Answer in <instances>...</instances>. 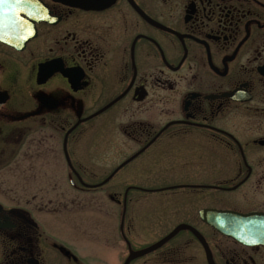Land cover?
Masks as SVG:
<instances>
[{
    "label": "flooded vegetation",
    "instance_id": "af4514ba",
    "mask_svg": "<svg viewBox=\"0 0 264 264\" xmlns=\"http://www.w3.org/2000/svg\"><path fill=\"white\" fill-rule=\"evenodd\" d=\"M13 166L34 186L0 190V264H85L55 228L106 198L125 247L109 264L179 224L126 264H264V0L0 4V169ZM204 208L255 218L237 239Z\"/></svg>",
    "mask_w": 264,
    "mask_h": 264
},
{
    "label": "rangeland",
    "instance_id": "374dc122",
    "mask_svg": "<svg viewBox=\"0 0 264 264\" xmlns=\"http://www.w3.org/2000/svg\"><path fill=\"white\" fill-rule=\"evenodd\" d=\"M114 165L103 166L101 172V176H97V178L106 177L105 175L113 168ZM54 166H52L53 168ZM50 168V167H49ZM51 168V169H52ZM126 168H123L122 171H125ZM60 170V169H59ZM54 173L59 172L55 168L52 170ZM14 166L11 170L3 171L0 169V180L3 183L0 184V190L7 192L6 195L9 197H13V190L15 189H23L25 190L22 194V198H29L31 194L30 187H33L32 181L30 180V176L28 175L29 171L27 170L26 176H17L14 174ZM52 176H43L42 181L46 178ZM57 180L61 181L63 176H53ZM118 179L122 176H114L112 181ZM40 181V179H39ZM38 181V182H39ZM112 181L109 180L107 184L103 188H107L108 190L111 188ZM126 183V181H122ZM158 181H156L157 183ZM150 183H155L154 180L150 181ZM20 185V187H18ZM56 187V186H55ZM63 189L62 186H57L56 190L53 192V202L54 204H58V197L56 195L59 194L57 189ZM5 189V190H4ZM11 192V193H10ZM58 192V193H57ZM65 197V196H64ZM70 198V197H65ZM113 205L108 198L102 199L101 209H97L98 211H89L84 210L82 213H77L75 211H71L65 213L64 216L69 219L67 226H63L61 228H55L57 233L60 236L66 235L68 238V242L71 247L72 252H79L83 254L92 255L95 257L88 256L85 259V264H109V259L113 258L115 254H121L125 251L124 243L118 235H115L114 227L113 232H111V209L110 206ZM81 216V218H80ZM113 224V223H112ZM59 230V232H58ZM66 238V239H67ZM75 249L76 251L72 250Z\"/></svg>",
    "mask_w": 264,
    "mask_h": 264
},
{
    "label": "water",
    "instance_id": "95a60500",
    "mask_svg": "<svg viewBox=\"0 0 264 264\" xmlns=\"http://www.w3.org/2000/svg\"><path fill=\"white\" fill-rule=\"evenodd\" d=\"M122 165L123 164H121L120 166H122ZM120 166H118V168ZM200 214L205 219V221L207 223L212 225L219 232H221L225 235H230V236L237 238V239H241V237L244 234L242 231L243 228H242V226L240 228L239 223L240 222L242 223V221H244V220L249 221V220H252L253 218H255V216L253 214L242 215V214H239L237 212L227 211V210H218L215 208L201 209ZM183 227H186V225L185 224H179L171 232H169L167 235H165L160 240L151 244L150 246L146 247L143 250H140L136 253H133L130 251L129 256L126 258L124 264H126V262L128 261V259L131 256H135V255H138V254L152 250L153 248H155L156 246H158L159 244H161L162 242L167 240L169 237H171L174 233H176L179 229H182ZM190 230L197 237L201 238V236L199 235V233L195 229L190 228Z\"/></svg>",
    "mask_w": 264,
    "mask_h": 264
},
{
    "label": "snow or ice",
    "instance_id": "6c2138e0",
    "mask_svg": "<svg viewBox=\"0 0 264 264\" xmlns=\"http://www.w3.org/2000/svg\"><path fill=\"white\" fill-rule=\"evenodd\" d=\"M7 0H0V4L6 3Z\"/></svg>",
    "mask_w": 264,
    "mask_h": 264
}]
</instances>
